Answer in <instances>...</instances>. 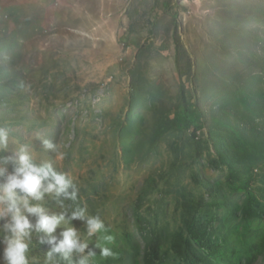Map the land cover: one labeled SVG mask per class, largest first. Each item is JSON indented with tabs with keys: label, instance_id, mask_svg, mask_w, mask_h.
Returning a JSON list of instances; mask_svg holds the SVG:
<instances>
[{
	"label": "rangeland",
	"instance_id": "rangeland-1",
	"mask_svg": "<svg viewBox=\"0 0 264 264\" xmlns=\"http://www.w3.org/2000/svg\"><path fill=\"white\" fill-rule=\"evenodd\" d=\"M0 126V184L22 145L73 181L30 198L51 235L21 206L28 264H264V0H0Z\"/></svg>",
	"mask_w": 264,
	"mask_h": 264
},
{
	"label": "clouds",
	"instance_id": "clouds-1",
	"mask_svg": "<svg viewBox=\"0 0 264 264\" xmlns=\"http://www.w3.org/2000/svg\"><path fill=\"white\" fill-rule=\"evenodd\" d=\"M42 143L46 149L58 150L57 145L48 139H43ZM8 145L9 134L4 127L0 126V152L6 150ZM60 158H62V154H60ZM2 174L3 172L0 171V175ZM49 178L54 183L49 182L45 187L44 182ZM70 186H73V181L70 178L66 179L65 175L55 172L50 162H44L42 166L38 167L32 162L28 146L22 145L19 148L18 166H14L13 173L7 175L5 182L0 184V218L11 217V222L4 225V229L9 233L4 236L5 264H28L26 240L30 236L31 225L24 215V211L21 210V206L27 213L38 214L39 228L51 235L61 222L67 223V221L63 215L48 216L44 214L45 210L39 205L34 206L31 199L42 200L45 193L53 191L59 197L62 193H66ZM88 225L89 235L99 233L103 228L97 219H89ZM63 236L64 240L55 249L56 251H63L66 256L73 249L80 253L84 252L87 241L81 240L75 229L69 228L63 233ZM54 239L53 237V241ZM97 246L103 248V243L97 241ZM104 254H109L107 249L104 250ZM86 259L87 257H85ZM81 264H85V261L82 260Z\"/></svg>",
	"mask_w": 264,
	"mask_h": 264
},
{
	"label": "trees",
	"instance_id": "trees-1",
	"mask_svg": "<svg viewBox=\"0 0 264 264\" xmlns=\"http://www.w3.org/2000/svg\"><path fill=\"white\" fill-rule=\"evenodd\" d=\"M185 118L188 120L189 117L185 116ZM55 238V237H54ZM50 239L53 241V237H50ZM182 243H175L173 246V249L175 253L184 261H186L188 264H200L202 263V258H200L193 249V244L189 239L182 238ZM58 238H55L54 241H58ZM161 254V243H160V237L155 236L151 239L150 245H149V252L147 254L145 263L146 264H156V262L159 260Z\"/></svg>",
	"mask_w": 264,
	"mask_h": 264
}]
</instances>
